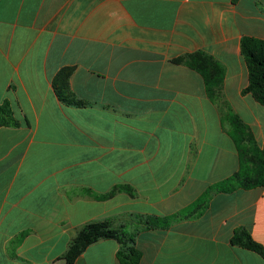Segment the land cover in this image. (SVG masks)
Instances as JSON below:
<instances>
[{"label":"crops","instance_id":"obj_1","mask_svg":"<svg viewBox=\"0 0 264 264\" xmlns=\"http://www.w3.org/2000/svg\"><path fill=\"white\" fill-rule=\"evenodd\" d=\"M243 37L264 41V0H0V104L17 122L0 128V264H66L100 221L136 233L140 264H264L229 243L243 228L264 247V187L144 229L239 170L227 106L264 144V107L241 93ZM198 51L225 69L215 101L173 62ZM63 68L86 106L57 99ZM118 248L100 240L73 264H119Z\"/></svg>","mask_w":264,"mask_h":264},{"label":"trees","instance_id":"obj_2","mask_svg":"<svg viewBox=\"0 0 264 264\" xmlns=\"http://www.w3.org/2000/svg\"><path fill=\"white\" fill-rule=\"evenodd\" d=\"M238 0H232L236 3ZM240 53L247 69L248 83L242 94H249L264 107V41L252 37H243L240 40ZM176 64H184L198 72L203 80L205 92L209 99L215 101L221 95L225 69L212 56L198 51L173 60ZM70 68L61 69L52 80L54 93L59 102L75 107L86 106L87 103L79 100L70 91L68 80ZM227 120L230 123L231 135L236 143L240 157V168L229 179L211 186L204 196L188 209L171 217H152L144 222V229L166 228L171 220L189 218L196 215L207 204L210 194L231 193L237 189L248 190L264 187V144L260 147L254 140L250 129L228 108ZM17 126L9 104H0V128ZM124 190L132 196L127 187H116L114 191ZM113 191V192H114ZM143 230V222L139 224ZM135 234L128 230L113 227L110 221L88 223L81 227L68 245L63 259L66 264H73L86 248L100 240H114L119 248L116 258L119 264H140L141 252L135 244ZM229 243L232 246L245 249L257 254L264 260V247L253 240L248 230L239 228L233 231Z\"/></svg>","mask_w":264,"mask_h":264},{"label":"rangeland","instance_id":"obj_3","mask_svg":"<svg viewBox=\"0 0 264 264\" xmlns=\"http://www.w3.org/2000/svg\"><path fill=\"white\" fill-rule=\"evenodd\" d=\"M129 231V229H127Z\"/></svg>","mask_w":264,"mask_h":264}]
</instances>
